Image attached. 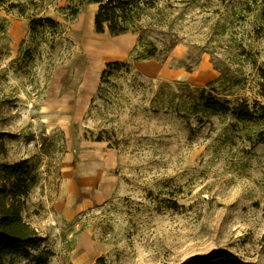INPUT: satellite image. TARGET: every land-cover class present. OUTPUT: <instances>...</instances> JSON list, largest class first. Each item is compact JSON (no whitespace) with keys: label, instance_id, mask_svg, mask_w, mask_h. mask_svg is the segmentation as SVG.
Wrapping results in <instances>:
<instances>
[{"label":"rangeland","instance_id":"rangeland-1","mask_svg":"<svg viewBox=\"0 0 264 264\" xmlns=\"http://www.w3.org/2000/svg\"><path fill=\"white\" fill-rule=\"evenodd\" d=\"M11 1L28 15L0 6V165L16 166L20 179L0 186L18 194L43 252L6 264L43 256L47 264H194L221 252L264 264L259 127L190 113L174 96L187 99L223 74L239 82L236 97L264 105V0H161L149 14L163 23L147 20L143 33L158 58L133 63L100 98V74L125 48L124 34H97L92 3L71 18L73 0ZM32 14L59 22L63 38L32 45ZM94 168L117 179L112 195L96 198Z\"/></svg>","mask_w":264,"mask_h":264},{"label":"trees","instance_id":"trees-1","mask_svg":"<svg viewBox=\"0 0 264 264\" xmlns=\"http://www.w3.org/2000/svg\"><path fill=\"white\" fill-rule=\"evenodd\" d=\"M160 1L73 0L75 6L66 8L69 9L71 18H74L80 6L85 3L95 4L97 10L94 14L93 25L97 34H103L107 31L111 36H119L129 32L137 35L136 46L132 49L127 61L105 64L100 74V85L94 95L95 98L105 97L109 93L108 90L114 87L111 85V79L119 73L132 75L133 63L158 58V48L153 42L146 40L143 33L147 29L145 25L147 20L152 21L151 23H163V18L159 21L153 20L154 17L149 14L158 7ZM3 5L7 12H15L19 16L28 15V8L25 3L0 0V6ZM28 19L29 41L35 47L46 45L51 48L55 40L63 38L65 34L64 27L52 18L32 14ZM152 25L150 24L149 27ZM251 63L254 66L257 65L255 60H252ZM257 71L259 78L257 94L263 98L264 69L258 68ZM238 84L239 82L231 77L221 74L218 78L208 82L205 87L194 89V93H189L187 99L178 94H174V96L182 98L180 104L185 106L190 113L228 116L237 123L257 125L259 130L254 132L253 139L255 144H264V105L257 99L249 100L236 97L233 88ZM165 87L170 86L165 85ZM163 89L162 87L158 91L156 98L162 95ZM164 103L161 102L160 107L167 108L168 106ZM94 141L101 142L102 138L96 137ZM18 171L14 165H0V181L9 180L11 177L19 180ZM4 187L3 185L0 186V264H6L8 259L16 257L28 260L33 253L43 252L40 251V239L36 230L27 224L21 216L18 194L15 190L6 191ZM35 261L36 264H47L48 256L36 258ZM194 264H243V262L228 252H221L197 259Z\"/></svg>","mask_w":264,"mask_h":264},{"label":"crops","instance_id":"crops-1","mask_svg":"<svg viewBox=\"0 0 264 264\" xmlns=\"http://www.w3.org/2000/svg\"><path fill=\"white\" fill-rule=\"evenodd\" d=\"M136 40L137 39H135L133 34H131V33L124 34L122 41H124V44L126 42V46L127 47L125 46V48L122 49L121 45H120V49L116 50L117 54H115L114 56H110V58H108V61L112 62V61H124V60H126L128 54H129V51L135 47ZM90 77H91V73L90 72H85L83 74L84 83H86L90 79ZM85 93H86V89L85 88H83L82 90L79 91V95L76 98L75 110H74V112L72 114V118H73V116L75 117L77 113H79V111H80L79 110V104L82 103V98H83V96H85ZM108 154L110 156L114 155L112 151H109ZM110 164H109V167H108L109 169L113 167L112 166L113 164L112 163H110ZM106 171H108V170L105 169V171H102L99 168H94L91 171V172H94L95 181L99 182L100 186H102L101 187V192H99L96 195V198H101L104 195L105 196H110V195H112V193L116 189L117 179L113 175L106 176L105 175ZM102 172H103V174H102Z\"/></svg>","mask_w":264,"mask_h":264},{"label":"bare ground","instance_id":"bare-ground-1","mask_svg":"<svg viewBox=\"0 0 264 264\" xmlns=\"http://www.w3.org/2000/svg\"><path fill=\"white\" fill-rule=\"evenodd\" d=\"M113 53V52H112Z\"/></svg>","mask_w":264,"mask_h":264}]
</instances>
